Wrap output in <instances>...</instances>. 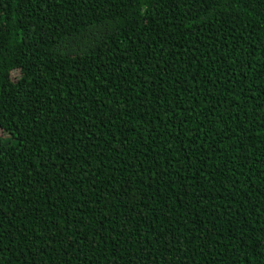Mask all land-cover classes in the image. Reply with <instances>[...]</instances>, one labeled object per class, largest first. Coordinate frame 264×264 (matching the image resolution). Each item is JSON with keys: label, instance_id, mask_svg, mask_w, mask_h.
<instances>
[{"label": "trees", "instance_id": "trees-1", "mask_svg": "<svg viewBox=\"0 0 264 264\" xmlns=\"http://www.w3.org/2000/svg\"><path fill=\"white\" fill-rule=\"evenodd\" d=\"M0 264H264V0H0Z\"/></svg>", "mask_w": 264, "mask_h": 264}]
</instances>
